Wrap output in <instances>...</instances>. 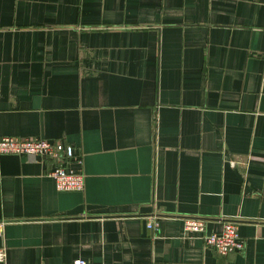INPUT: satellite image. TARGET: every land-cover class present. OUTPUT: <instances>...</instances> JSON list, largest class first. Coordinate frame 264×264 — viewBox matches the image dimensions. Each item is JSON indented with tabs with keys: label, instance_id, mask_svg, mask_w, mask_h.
<instances>
[{
	"label": "crops",
	"instance_id": "1",
	"mask_svg": "<svg viewBox=\"0 0 264 264\" xmlns=\"http://www.w3.org/2000/svg\"><path fill=\"white\" fill-rule=\"evenodd\" d=\"M1 135L64 141L86 175L0 153L9 264H264V0H0Z\"/></svg>",
	"mask_w": 264,
	"mask_h": 264
},
{
	"label": "built area",
	"instance_id": "2",
	"mask_svg": "<svg viewBox=\"0 0 264 264\" xmlns=\"http://www.w3.org/2000/svg\"><path fill=\"white\" fill-rule=\"evenodd\" d=\"M0 153L16 154H38L50 156L58 162L50 170L56 186L60 190H82L85 187L86 175L82 170H76L70 165V159L75 156L74 149L61 140H51L40 137H23L17 135L0 136ZM0 223V232L2 231ZM149 228L157 229L158 223L151 220ZM186 230L203 234L204 241L208 247L214 248L222 255L242 251L245 249V241L240 235L236 223L228 221L219 232L206 233L205 221L198 217L185 219ZM0 264L8 263V253L5 246H0ZM72 264H90L86 259H75Z\"/></svg>",
	"mask_w": 264,
	"mask_h": 264
},
{
	"label": "trees",
	"instance_id": "3",
	"mask_svg": "<svg viewBox=\"0 0 264 264\" xmlns=\"http://www.w3.org/2000/svg\"><path fill=\"white\" fill-rule=\"evenodd\" d=\"M50 157V156H49Z\"/></svg>",
	"mask_w": 264,
	"mask_h": 264
}]
</instances>
